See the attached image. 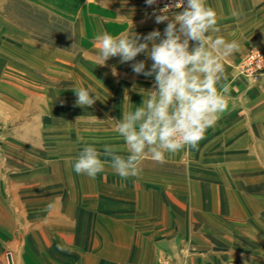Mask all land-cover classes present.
Instances as JSON below:
<instances>
[{"label": "crops", "instance_id": "crops-1", "mask_svg": "<svg viewBox=\"0 0 264 264\" xmlns=\"http://www.w3.org/2000/svg\"><path fill=\"white\" fill-rule=\"evenodd\" d=\"M205 4L213 38L239 46L222 60L227 107L198 149L146 156L122 180L74 162L86 145L128 155L116 125L152 78L118 57L98 65L96 37L166 23L145 0H0V264H264V74L237 68L264 52V0ZM76 88L95 104L76 106Z\"/></svg>", "mask_w": 264, "mask_h": 264}, {"label": "clouds", "instance_id": "clouds-1", "mask_svg": "<svg viewBox=\"0 0 264 264\" xmlns=\"http://www.w3.org/2000/svg\"><path fill=\"white\" fill-rule=\"evenodd\" d=\"M157 2L145 0L148 6ZM152 16L156 24L166 23L163 32L154 29L142 35L134 31L118 37L104 32L96 37L98 65L106 66L108 60L118 57L137 76L151 77L152 87L145 90L147 98L140 106L122 113L116 125L128 155L117 154L109 145L102 153L86 145L74 162L77 174L95 178L110 163L122 180L138 177L146 156L162 164L165 153L198 149L207 129L227 107L230 85L222 60L239 46L219 35L213 38L212 33L220 31L216 12L205 0H170L162 8H154ZM140 55L145 59L138 60ZM149 60L150 67H146ZM72 91L76 106L91 107L97 100L86 88ZM57 247L62 249V245Z\"/></svg>", "mask_w": 264, "mask_h": 264}, {"label": "built area", "instance_id": "built-area-1", "mask_svg": "<svg viewBox=\"0 0 264 264\" xmlns=\"http://www.w3.org/2000/svg\"><path fill=\"white\" fill-rule=\"evenodd\" d=\"M169 2L170 0H158L157 4L153 5V7L159 9ZM237 68L240 74L253 80H259L264 74V53L259 49L249 51L242 58ZM1 160L2 157L0 156V162Z\"/></svg>", "mask_w": 264, "mask_h": 264}, {"label": "rangeland", "instance_id": "rangeland-1", "mask_svg": "<svg viewBox=\"0 0 264 264\" xmlns=\"http://www.w3.org/2000/svg\"><path fill=\"white\" fill-rule=\"evenodd\" d=\"M153 8H154V7H153ZM259 50H260V49H259ZM261 51H262V50H261ZM262 52H263V51H262ZM263 53H264V52H263ZM244 56H245V55H244ZM244 56H243V57H244ZM241 75H242V74H241ZM243 76H244V75H243Z\"/></svg>", "mask_w": 264, "mask_h": 264}, {"label": "water", "instance_id": "water-1", "mask_svg": "<svg viewBox=\"0 0 264 264\" xmlns=\"http://www.w3.org/2000/svg\"><path fill=\"white\" fill-rule=\"evenodd\" d=\"M10 260H11V262H12V258H11V256H10Z\"/></svg>", "mask_w": 264, "mask_h": 264}]
</instances>
